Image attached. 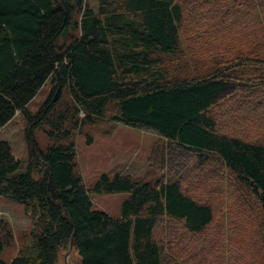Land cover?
Instances as JSON below:
<instances>
[{
  "label": "trees",
  "instance_id": "1",
  "mask_svg": "<svg viewBox=\"0 0 264 264\" xmlns=\"http://www.w3.org/2000/svg\"><path fill=\"white\" fill-rule=\"evenodd\" d=\"M47 83L31 113L27 104ZM65 90L71 107L53 112ZM218 107L224 118L247 120L238 121L260 139L227 130ZM17 112L32 127L47 121L55 142L41 151L28 134L20 171L0 139V195L32 219L31 242L8 261L1 254L12 233L0 220V264H58L72 237L81 264H182L188 248L177 253L156 236L162 218L200 235L191 242L200 264H264V0H0V128ZM107 112L108 121L166 140L151 157L175 164V175L152 182L102 173L87 187L75 145L65 141ZM173 154L199 167L209 162L230 182L237 229L207 231L213 208L183 190L176 168L187 158ZM90 193L128 196L114 217L95 209ZM166 238L178 236L167 229Z\"/></svg>",
  "mask_w": 264,
  "mask_h": 264
},
{
  "label": "rangeland",
  "instance_id": "2",
  "mask_svg": "<svg viewBox=\"0 0 264 264\" xmlns=\"http://www.w3.org/2000/svg\"><path fill=\"white\" fill-rule=\"evenodd\" d=\"M187 42L184 39L181 41L184 48ZM162 57L167 62L169 56ZM49 89L48 83L43 85L27 104V109L31 113L39 108L48 95ZM112 105L113 103L109 104V107H112ZM70 107L71 98L66 91L62 99L55 105L53 112L66 111ZM224 113L225 110L218 107L217 119L218 121L223 120L227 130L233 133L234 131L244 133L250 138L260 139L250 132L249 128L241 125L239 121L248 125V121L244 120L243 117L230 113V116L224 118ZM109 117L110 113L107 112L106 120L83 125L80 130L75 129L73 136L65 141V143L73 141L75 145L76 171L81 175L87 187H91L102 173H106L110 177L116 173L129 174L135 178L151 180L152 182L157 179L165 181L175 175V164L171 170L169 166L163 165L154 157H151L153 146L156 144L157 148L160 144L166 143V140L151 130L131 128L108 121ZM50 128L47 121L32 127L28 124L27 118L18 112L0 128V139L6 140L10 144L14 157L22 161L20 171L25 169L28 162L27 135H32L39 150L47 151L48 146L55 142V139L48 133ZM88 136L91 138L90 143L86 142ZM167 152L170 154L169 151ZM187 157V155L180 157V155L173 154V159L177 162H182ZM151 160L152 165L150 164ZM187 162L185 167L176 168L179 171L177 175L180 174L181 185L185 192L191 193L200 200L209 202L212 206L214 212L213 224L211 223L207 231L211 233L214 227H217V224H223L225 230L228 228L237 229L242 222V218L238 216L235 206L231 204V199L234 197L228 193L230 188L233 189L230 182L227 184L223 177H219L209 162L204 167L193 165V159L189 161L187 158ZM213 179H215V183L211 181ZM233 195H236L234 189ZM90 196L95 209L103 210L115 217L119 215L121 202L128 194L90 193ZM0 220L7 224L12 233V241L1 254L8 261L18 253L20 248L31 242L32 219L22 204L0 195ZM167 229H173L178 238L169 241L166 238ZM156 231V236L164 241L166 248H176L177 253L183 248H188V254H186V251H182V257L186 260L180 261L182 264L202 263L203 258L199 250L191 243L198 240L200 235L188 233L178 220L167 218H162L159 221ZM255 231H257V228H255ZM246 236V234L243 235V237ZM243 244L244 242L241 244L238 235L236 237L238 252L242 251ZM253 249L255 255L260 253L258 244H255ZM66 251L67 249L59 251L58 264H81L80 257L75 249H71L68 254H65ZM195 252H199V256L191 254Z\"/></svg>",
  "mask_w": 264,
  "mask_h": 264
},
{
  "label": "water",
  "instance_id": "3",
  "mask_svg": "<svg viewBox=\"0 0 264 264\" xmlns=\"http://www.w3.org/2000/svg\"><path fill=\"white\" fill-rule=\"evenodd\" d=\"M72 244H73V237L71 238L70 242H69V245H68V248H67V251L65 254H68L69 251L72 249Z\"/></svg>",
  "mask_w": 264,
  "mask_h": 264
}]
</instances>
